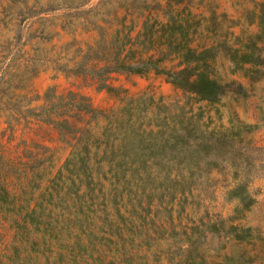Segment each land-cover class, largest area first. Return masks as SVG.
Returning <instances> with one entry per match:
<instances>
[{
    "label": "trees",
    "instance_id": "1",
    "mask_svg": "<svg viewBox=\"0 0 264 264\" xmlns=\"http://www.w3.org/2000/svg\"><path fill=\"white\" fill-rule=\"evenodd\" d=\"M162 1L165 7L155 1L150 8L162 11L164 20L147 15L135 34L132 20L127 26L122 19L110 32L97 24L98 39L67 59L72 63L68 71L90 75L107 90H112L106 83L111 73L163 74L195 103H218L229 91L244 95L241 83L216 78L214 61L222 55L233 64L232 72L241 70L249 77L260 72L262 4L255 14L259 33L244 42L237 35L228 43L225 36L198 49L191 42L202 17L187 10L191 0ZM172 55L178 58V68H163ZM20 97L25 99L26 93ZM30 102L3 114L4 122L18 124L30 117L52 125L70 151L54 174L43 160L19 162L18 168L0 154V218L10 216L14 229L0 264H145L132 259L140 248L151 251L153 264H200L199 246L207 232L240 238L237 226L225 225L224 219L195 222L188 216L184 225L174 220L173 213L181 219L184 196L192 190L190 171L215 164L227 144L226 134L203 130L188 115V100L166 104L140 95L107 111L91 107L83 95H61L48 88L42 104L31 107ZM78 112L90 113L94 126L89 121L82 128L69 123ZM181 166L189 169L184 176ZM234 192L248 204L245 184Z\"/></svg>",
    "mask_w": 264,
    "mask_h": 264
},
{
    "label": "rangeland",
    "instance_id": "2",
    "mask_svg": "<svg viewBox=\"0 0 264 264\" xmlns=\"http://www.w3.org/2000/svg\"><path fill=\"white\" fill-rule=\"evenodd\" d=\"M155 1L165 7L162 0H0V154L18 168H21L19 162L29 165L43 160L47 170L54 174L61 166L70 148L60 140L52 125L30 117L7 125L3 116L30 98L29 106L42 104L48 88H53L56 94L83 95L91 107L107 111L140 95L151 96L155 101L161 99L166 104L183 105L188 100L185 111L192 107L188 115L203 130L226 134L227 144L223 145L215 164L200 165L190 171L192 190L184 196L185 211L181 219H176L173 213L174 220L184 225L188 216L195 222L224 219L225 225L237 226L240 238L222 231L205 234L199 246L203 258L200 264H264V63L257 66L259 73L249 77L241 70L232 72L233 64L228 58L217 56L216 78L241 83L245 93L229 91L214 104L188 99L163 74L111 73L106 83L112 90H107L99 87L90 75L68 71L72 63H66L67 59L79 49L85 51L98 39L97 24L110 32L122 19L127 26L132 20L136 24L135 34L147 15L164 20L162 11L150 8ZM82 2L86 3L81 7H68ZM261 4L264 7V0H191L185 4L187 10L195 17H202L191 45L198 49L208 47L225 36L232 43L237 35L244 42L260 31L255 14ZM182 6H173L171 11ZM258 45L263 48L264 58V41ZM4 56H7L5 61ZM162 66L176 69L178 58L172 55ZM249 67L250 64L245 65ZM25 93V99L19 98ZM68 121L78 128L88 121L94 126L95 122L91 121L90 113L84 112L69 117ZM180 168L182 176L189 171ZM242 183L248 198L251 197L250 201L246 199L247 205L234 192ZM13 235L11 217H1L0 256L9 249ZM150 252L140 248L133 251L132 259L136 263L153 264L154 255ZM159 262L165 264L164 260Z\"/></svg>",
    "mask_w": 264,
    "mask_h": 264
}]
</instances>
